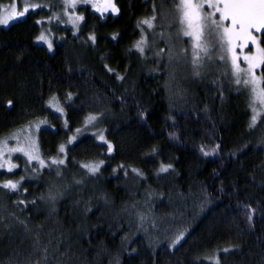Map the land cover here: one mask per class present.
I'll return each instance as SVG.
<instances>
[{"label": "trees", "instance_id": "obj_1", "mask_svg": "<svg viewBox=\"0 0 264 264\" xmlns=\"http://www.w3.org/2000/svg\"><path fill=\"white\" fill-rule=\"evenodd\" d=\"M22 2L0 25V141L35 125L38 155L0 169V264H264V108L253 124L179 0Z\"/></svg>", "mask_w": 264, "mask_h": 264}, {"label": "snow or ice", "instance_id": "obj_2", "mask_svg": "<svg viewBox=\"0 0 264 264\" xmlns=\"http://www.w3.org/2000/svg\"><path fill=\"white\" fill-rule=\"evenodd\" d=\"M82 2L87 4L90 0H82ZM71 3L72 6L75 7L76 0H71ZM105 4L109 5L113 12L118 11L115 4L112 3V0H105ZM205 4L210 11H208L205 16H201L200 12ZM179 6L182 12L180 24H186L187 29H189L184 30L183 35L193 36L199 41L200 36L203 34V29L207 28L208 36L216 41L219 48L224 52L231 53V67L236 77L235 83H243L246 87L251 86L253 103H255L257 99L264 103V89L258 87L260 81L255 73V69L264 65V47L260 46L258 36L254 35V32H264V0H200L199 3H193V0H179ZM105 10H107V8H105ZM28 11V7H24V10L21 12H14L9 16L0 17V25H8L9 20L23 17ZM97 11H99V9H97ZM217 13H219L218 17ZM78 19H83V17H78ZM201 21H203V23H201ZM143 23L151 27L150 21L145 20ZM90 39L94 41L95 37L92 36ZM38 40L46 41V37L41 34ZM141 43L142 42L137 43L136 47L143 52V48L140 46ZM249 44L255 45L257 51L255 53L249 52V54L243 55V60L247 64V69H241L238 63L241 57L237 54L236 48L239 47L243 50L247 48ZM225 45H227V47H225ZM195 47L203 48V50L207 52L206 45L197 43ZM49 48H51V43H49ZM220 58L225 59V55L222 54ZM198 59V53L194 52L193 63H198ZM241 73L244 74V79H241ZM196 74L199 75V72ZM253 111H256L255 108H253ZM257 115H253L252 117L253 124L257 119ZM89 119H95V117H90ZM101 139H103V137H101ZM108 148L109 151L112 150L110 144ZM60 151H64L63 146H61ZM205 154L207 155V153ZM41 163H43V161H41ZM53 163H57V161L53 160ZM59 163H63V160L59 161ZM0 167H3V165H0ZM84 167L95 172L98 170L99 165L95 167L84 165ZM9 170H11V168ZM3 187L15 190L17 184L8 181Z\"/></svg>", "mask_w": 264, "mask_h": 264}, {"label": "rangeland", "instance_id": "obj_3", "mask_svg": "<svg viewBox=\"0 0 264 264\" xmlns=\"http://www.w3.org/2000/svg\"><path fill=\"white\" fill-rule=\"evenodd\" d=\"M23 0H21L20 5H23L25 7H28V9H34V6H26L25 3L22 2ZM199 0H195V3H199ZM83 3V2H81ZM101 3V4H100ZM85 4V3H83ZM100 4V6H102V4H105V0H90L89 3L85 4V5H89L92 8H97L96 5ZM76 5V4H75ZM95 5V7H94ZM106 5V4H105ZM17 6L19 7V5L16 4V2L13 0L12 4L9 6H6V8L4 9L3 15L2 17H6L9 16L10 14L18 13L24 10V6L20 7L19 9L17 8ZM99 6V5H98ZM107 10L109 8V5H106ZM71 7H72V3H71ZM99 10H103L101 7L99 8ZM210 11L207 8V5L205 4L204 8L201 10L200 14L201 16H205L207 14V12ZM26 14V13H25ZM70 14H66L65 16V20L66 18L69 16ZM219 16V13H217V17ZM25 17V15L23 17H19L17 19L14 20H9L10 24L11 22L17 21V20H21ZM56 18L61 19L64 18L63 16H57ZM201 23H203V21H201ZM3 27H6L5 25H1ZM260 34L261 33H255L254 35L258 36V42L260 43ZM201 40H202V45H206V47H209L214 45V43L216 41L212 40L209 36H208V30L207 28L203 29V34L201 35ZM39 43V42H38ZM43 43L47 46H45L48 49V40L46 37V41H43ZM239 43V42H237ZM261 46V44H260ZM225 47H227V45H225ZM257 51L256 46L255 45H251L249 44V46L247 48H244L243 50H241V48L237 47L236 48V52L237 54L241 57L240 60L238 61L241 68L242 69H247V64L246 62L243 60V55L245 54H249V52L251 53H255ZM207 52H209V49H207ZM207 56H210V53H207ZM227 57L229 59V61H231V53L227 52ZM212 61L215 62L216 59L212 58ZM231 64V63H230ZM262 67V66H261ZM260 68L255 69V73L256 76L258 77L260 83L258 85V87L260 89H262L261 86V77H260ZM232 68V67H231ZM244 74L241 73V79H244ZM247 90V93L249 95V103H250V109L252 112V115H257V117L262 113V110L264 108V103L261 102V100L257 99L255 101V103H253V95L251 93V86H244ZM253 108H255V112L253 111ZM253 117V116H252ZM37 127L35 125H26L24 126L22 129L18 130L15 134L11 135L10 137H8L5 140L0 141V165H3V167L1 168H6L8 169L10 166V157L14 154V155H21L23 156V158H25L27 161L29 162H34L37 159V142H36V138H35V131H36Z\"/></svg>", "mask_w": 264, "mask_h": 264}]
</instances>
